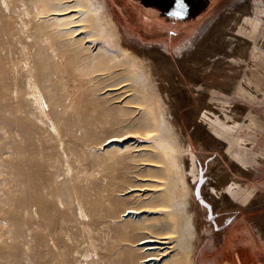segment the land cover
<instances>
[{"label":"rangeland","instance_id":"374dc122","mask_svg":"<svg viewBox=\"0 0 264 264\" xmlns=\"http://www.w3.org/2000/svg\"><path fill=\"white\" fill-rule=\"evenodd\" d=\"M5 1L0 0V264H142L134 240L151 229L175 239L180 213L163 222L152 212L150 224L135 232L126 229L121 211L171 201L172 179L173 200L188 192L195 224L184 264H264V0H254L252 10L240 5L233 14L237 0H219L194 28L174 35L139 28L120 0ZM68 5L75 8L55 14ZM246 12L259 22L252 33L244 32ZM225 14L231 18L217 29ZM73 19L81 23L72 28L92 33L102 23L108 34L91 37L127 48L131 66L115 67L104 54L91 60L90 49L74 47L72 34H63L72 23H62ZM210 31L227 41L243 37L244 43L224 52L222 40L216 45L223 52L203 51L215 39L214 33L206 39ZM29 75L40 83L45 111L33 100ZM142 86L145 92L135 91ZM162 111L174 134L160 130ZM213 111L237 123L228 129L207 120L204 112ZM123 131L131 134L132 149L101 148L107 136ZM232 176L241 182L229 190ZM131 185L143 188L127 192Z\"/></svg>","mask_w":264,"mask_h":264},{"label":"bare ground","instance_id":"6f19581e","mask_svg":"<svg viewBox=\"0 0 264 264\" xmlns=\"http://www.w3.org/2000/svg\"><path fill=\"white\" fill-rule=\"evenodd\" d=\"M4 1V0H3ZM7 1V0H6ZM5 1V2H6ZM12 1H14V0H11V2ZM28 1H30V0H28ZM68 1H70V0H68ZM35 2V1H34ZM254 2V0H237L236 2H234L233 4H232V14H233V10H238V6H242V7H245V6H247L248 7V5H249V7L250 8H248V9H250V10H252L253 8H254V5H251L252 3ZM2 3V2H1ZM10 3V2H9ZM13 3V2H12ZM12 3H11V5H12ZM16 3V2H15ZM4 4H8L7 2L6 3H4ZM31 4V3H30ZM15 5V4H14ZM33 5V4H32ZM31 5V6H32ZM7 6V5H6ZM6 6H5V8H6ZM10 6V5H9ZM8 6V7H9ZM13 6V5H12ZM16 6V5H15ZM20 6V5H19ZM77 6V5H76ZM240 6V7H241ZM2 7H4V6H2ZM14 7V6H13ZM71 7V6H70ZM70 7H69V5H68V7H63V8H60V9H58V10H55L54 12H55V14H57V15H60V14H64V13H68V12H71V10H73L74 8H75V6H74V8L72 9V7H71V9H70ZM10 8H11V6H10ZM41 8V7H40ZM87 8H89V10H91L90 12H93V14H94V16L96 17V13L98 12L94 7H93V5L91 4V3H87ZM1 9V8H0ZM13 9V8H12ZM243 9V8H242ZM14 10H15V8H14ZM14 10H12V12L14 11ZM17 10V9H16ZM35 10V9H34ZM245 10V9H244ZM3 11H4V9H3ZM7 11H9V10H7ZM38 11V10H37ZM234 11V12H235ZM239 11V10H238ZM249 11V10H248ZM5 12V11H4ZM12 12H6L7 14L9 13L10 14V16L11 15H14ZM2 13V12H1ZM15 13V12H14ZM242 13H244V12H242ZM34 14H35V12L33 13V16H34ZM93 14H92V16H93ZM239 14V13H238ZM36 15V14H35ZM39 15V13H37V18L38 17H40V16H38ZM41 15V14H40ZM14 16H16V14L14 15ZM228 16H230V15H223L220 19V27H217V29L219 28H222V26L223 25H225L224 23H225V20L227 19V17ZM9 17V16H8ZM36 17V16H35ZM68 17V16H67ZM241 17V16H240ZM2 18V17H1ZM7 18V17H6ZM229 18V17H228ZM230 18H231V16H230ZM30 19V18H29ZM28 19V20H29ZM236 19V18H235ZM238 19V18H237ZM12 20V19H11ZM38 20V19H37ZM68 20V19H67ZM67 20H63L64 22H62L63 24H69V22L70 23H72V24H70V26L67 28V30H64L63 32V34H65V32H67V33H69L70 35H71V42H74V47L76 46L75 44H79V45H81V47L82 48H84V49H87L88 51H89V49L91 50V52H92V56L90 55V57H91V60L93 59V60H95L96 61V58H97V56H101V57H103L104 55L105 56H107L108 57V59L114 64V66L116 67V66H125V63L126 64H128L129 63V61H132V59H133V55L131 54V53H129L128 51H127V48L125 49V48H116V47H114L113 45L112 46H110L109 44L111 43H108V39L107 38H104V39H100V40H94L92 37H91V35L93 36L94 34L95 35H97L96 33H98V34H101V36L103 35V36H105V35H107L108 33L106 32V29H104L103 28V24L102 23H99V24H95L93 27L95 28V29H97L98 30V32L96 31V33H92L93 32V30H91L92 32H87V30L86 29H81V28H72V26H75V25H79L81 22H78V21H80L79 19L78 20H75V19H73V20H71V21H67ZM81 20H83L82 18H81ZM239 20V19H238ZM237 20V21H238ZM31 21V20H30ZM32 21H33V19H32ZM35 21V20H34ZM227 21V20H226ZM233 21V20H232ZM231 21V22H232ZM22 22V21H21ZM29 22V21H28ZM27 22V23H28ZM98 22H100L99 20H98ZM7 23H9V22H7ZM22 23H24V22H22ZM26 23V25H30L31 24V22H29V24H27ZM35 23H37L36 21H35ZM235 23V22H234ZM237 23V22H236ZM242 23L245 25V31L244 32H246V33H252V32H254V31H256V29H257V27H258V24H259V22L258 21H256L255 19H253V15L249 12V13H247L246 12V14H244V15H242ZM25 24V23H24ZM41 24V23H40ZM227 24H228V22H227ZM231 24V23H230ZM13 25H15V24H13ZM17 25H18V22H17ZM23 25V24H22ZM32 25V24H31ZM19 26V25H18ZM35 26H36V24H35ZM42 26V25H41ZM66 26V25H65ZM83 26V25H82ZM229 26V25H228ZM236 26V25H235ZM26 27V26H25ZM28 27V26H27ZM34 27V26H33ZM39 27V26H38ZM44 27H45V25H44ZM76 27V26H75ZM78 27V26H77ZM84 27V26H83ZM87 28H88V26H86ZM242 27V26H241ZM240 27V28H241ZM244 27V26H243ZM15 28H16V26H15ZM28 28H30V27H28ZM72 28V29H71ZM216 28V27H215ZM224 28V27H223ZM226 28H229V27H226ZM22 29V28H21ZM25 29V28H24ZM37 29V28H36ZM104 29V30H103ZM233 29V28H232ZM18 30V29H17ZM9 31V30H8ZM114 31V30H113ZM215 31V30H214ZM214 31H210L209 33H208V35H207V37H206V39L208 38V36H210V35H212L213 33H214ZM225 32H226V30H224ZM23 32V31H22ZM43 32V31H42ZM46 32V31H45ZM61 32H62V30H61ZM223 32V31H222ZM1 33V32H0ZM9 33V32H8ZM11 33V32H10ZM48 33V32H47ZM46 33V34H47ZM245 34V33H244ZM10 35V34H9ZM66 35V34H65ZM8 36V35H7ZM12 36V35H11ZM44 36V35H43ZM237 36V35H236ZM67 37V36H66ZM228 37V36H227ZM109 38H110V33H109ZM112 38V37H111ZM214 38L215 39H212V41H210V42H207V43H205L204 45H203V48H202V50L203 51H205L204 49L207 47V48H212V47H215V48H218V50H223V48H220V47H218L217 45H216V42H222V40H223V42H225V44H224V48H225V50H224V52H226V51H236V49H240L238 46H240L242 43H244L243 41V37L241 38H235V40L234 41H227V40H225V38H223V34H221L220 33V31H216L215 33H214ZM229 38V37H228ZM41 39H42V37H41ZM66 39V38H65ZM37 40V39H36ZM70 40V39H69ZM43 41V40H42ZM42 41H39V42H42ZM205 40H203V42H204ZM36 42V41H35ZM65 43V42H64ZM241 43V44H240ZM246 43V42H245ZM203 44V43H202ZM42 45V44H41ZM64 45V44H63ZM243 45H245V44H243ZM37 46V45H36ZM67 46V45H66ZM70 46H73V45H70ZM79 47V46H78ZM80 47V48H81ZM68 48V47H67ZM60 49H62V48H60ZM70 49V48H69ZM73 50H74V48H72ZM96 49V50H95ZM1 50V49H0ZM72 50V51H73ZM38 51V50H37ZM45 51V50H44ZM53 51V50H52ZM69 51V50H68ZM75 51V50H74ZM238 51V50H237ZM47 52V51H46ZM130 52H132V51H130ZM223 52V51H222ZM57 53V52H56ZM41 54H43V53H41ZM100 54H104L103 56L102 55H100ZM50 55V54H49ZM54 55V54H53ZM74 55H75V52H74ZM211 55V54H210ZM52 56V55H51ZM86 56H87V54H86ZM131 57L130 58V60H128L129 58L128 57ZM134 56H136L135 54H134ZM47 57H48V55H47ZM82 57V56H81ZM107 57H105V58H107ZM84 58V57H83ZM104 58V57H103ZM85 59V58H84ZM100 59V58H99ZM102 59V58H101ZM86 60V59H85ZM87 60H88V57H87ZM91 60H90V62H91ZM127 61V62H126ZM36 62V61H35ZM133 62H134V60H133ZM132 62V63H133ZM37 63V62H36ZM128 65H130V64H128ZM33 66H34V63H33ZM112 67L111 68H113L114 66L113 65H111ZM131 66V65H130ZM114 67V68H115ZM148 67H150V66H148ZM123 68V67H122ZM128 69V68H127ZM131 69V68H130ZM116 70V69H115ZM149 70V69H148ZM111 71V70H110ZM118 71V70H117ZM33 72V71H32ZM119 72V71H118ZM121 72V71H120ZM31 73V72H30ZM36 73V72H35ZM113 73V72H112ZM32 74V73H31ZM39 74V73H38ZM114 74H115V72H114ZM41 75V74H40ZM46 75V74H45ZM30 77H31V75H29ZM35 75H32V77L29 79V81L27 82V84L29 85V88H31L30 90L33 92V94H32V96H34V98H33V100L35 99V101H37L39 104H40V108H41V110L42 111H45V104H46V101L47 100H45V98L43 97V93H42V91H41V87H40V83H39V81H37V79L34 77ZM47 77V76H46ZM138 77V75H136L135 76V78H134V82H138V83H140V79H139V77ZM137 78V79H136ZM40 79V78H39ZM127 79V78H126ZM48 81V80H47ZM57 81V80H56ZM55 81V82H56ZM50 83V82H49ZM46 87V86H45ZM51 87H53V86H51ZM119 87V86H118ZM56 88V87H55ZM114 88H116V87H114ZM54 89V88H53ZM110 89V88H109ZM112 89V88H111ZM133 89V88H132ZM135 89V91L136 90H139V91H143L144 90V92H145V87L144 86H142V88H139V87H136V88H134ZM45 90V89H44ZM55 92V91H54ZM56 92H58L57 90H56ZM61 92H63V91H61ZM31 93V92H30ZM65 93V92H64ZM140 95H143V97H144V94H142V93H140V92H138ZM61 94V93H60ZM67 94V93H66ZM134 94H136V93H134ZM63 95V94H62ZM62 95H60L61 96V98H62ZM27 96H29L28 95V93H27ZM58 96H59V93H58ZM67 96V95H66ZM136 96H138V94L136 95ZM51 97V96H50ZM60 98V97H59ZM48 99V98H47ZM52 99V98H51ZM144 99H146V98H144ZM135 100V99H134ZM138 100H141V99H138ZM22 101V100H21ZM55 101H56V99H55ZM138 103H139V101H138ZM143 103H144V106L146 105L145 103H146V101L144 102L143 101ZM36 104V103H35ZM140 104H142V103H140ZM139 104V105H140ZM220 105V104H219ZM33 106H34V103H33ZM36 106H38V105H36ZM35 106V107H36ZM52 106V105H51ZM138 106V105H137ZM11 107V106H10ZM29 107V106H28ZM46 107H48V106H46ZM140 107H143V106H140ZM18 108V107H17ZM40 108H38V109H40ZM138 108V107H137ZM146 108V107H145ZM148 108V107H147ZM147 108L145 109V111L147 110ZM213 108V107H212ZM14 109V108H13ZM23 109V108H22ZM21 109V112L23 111ZM33 109V108H32ZM31 109V110H32ZM36 109H37V107H36ZM139 109V108H138ZM142 109V108H141ZM17 110V109H16ZM46 110H47V108H46ZM218 110V109H217ZM38 111V110H37ZM135 111V110H134ZM141 111H143V110H141ZM164 111V110H163ZM162 111V113H161V115H160V112L158 113L159 115H160V118L159 119H157V121H158V126H159V128H160V130L161 131H164L165 133L166 132H170V133H172V134H174L173 133V128L171 127V122H170V120H169V118H168V116L166 117L165 115V113ZM19 112H20V110H19ZM19 113V114H23V113ZM33 112H34V110H33ZM47 112V111H46ZM45 112V113H46ZM136 112H140V111H137L136 110ZM150 112H152V111H150ZM214 112V111H213ZM220 112V111H219ZM219 112H214V113H211V112H204V114L203 115H205V117L207 118V120L209 119L210 121H215V122H217V124L218 125H221L222 127H228V129H230L231 128V126L234 124V123H237L236 121H232L231 123H229L228 121H227V114H224V112L223 113H219ZM40 113V112H39ZM41 113H43V112H41ZM147 113V112H146ZM227 113V112H226ZM47 114V113H46ZM52 114V113H51ZM57 114L63 119L64 118V116H63V114H61V112H59V110H58V112H57ZM140 114L142 115V113L140 112ZM145 114V113H144ZM144 114L142 115V116H144ZM149 114V113H148ZM147 114V115H148ZM155 113H153L152 115H154ZM229 114V113H228ZM43 115V114H42ZM47 115H49V114H47ZM146 115V114H145ZM40 116V115H39ZM44 117H45V114L43 115ZM136 116V115H135ZM155 116V115H154ZM50 117V116H49ZM133 117V116H132ZM148 118L150 117V116H147ZM147 117H145V119L147 118ZM158 118V116H155L154 118ZM6 118V117H5ZM17 118V117H16ZM26 118H27V116H26ZM28 118H29V116H28ZM31 118H33V117H31ZM136 118V117H135ZM134 118V119H135ZM147 118V119H148ZM49 119V118H48ZM138 119V118H137ZM37 120V119H36ZM152 120V122H153V118L151 119ZM55 120H53V122H54ZM118 121V120H117ZM138 121V120H137ZM142 121H144V120H142ZM145 121H147V120H145ZM144 121V122H145ZM149 121V120H148ZM36 122V121H35ZM50 122H51V120H50ZM131 122V121H130ZM151 122V121H150ZM155 122V121H154ZM33 124H35L34 122H32ZM68 123V122H67ZM117 123H122V122H120V120H119V122H117ZM208 123V122H207ZM53 124V123H52ZM133 124V123H132ZM138 124H141V121L138 123ZM206 124V123H205ZM213 124V123H212ZM232 124V125H231ZM69 125V124H68ZM147 125H148V123H147ZM149 125L151 126V123H149ZM148 125V126H149ZM54 126V124L52 125V127ZM119 126V125H118ZM144 126V125H143ZM148 126H146V127H148ZM153 126V125H152ZM154 126H155V124H154ZM213 126H214V124H213ZM52 127H51V129H52ZM59 128H60V126H59ZM141 128H142V126H141ZM157 128V127H156ZM57 129H58V126H57ZM146 129V128H145ZM59 131H60V129H58ZM147 130V129H146ZM30 131V130H29ZM117 131V130H116ZM122 131V130H121ZM132 131V130H131ZM131 131H129L130 133H131ZM152 131V130H151ZM150 130H149V132H151ZM146 132V131H145ZM147 133L146 135H149V134H151V133ZM66 134V133H65ZM155 134V133H154ZM153 134V135H154ZM160 134V133H159ZM129 135H131V134H128V132L126 131V132H124L123 131V133H114V134H112V135H109V136H107L105 139H104V141H102L101 142V144H100V146H101V148L103 149L104 148V150H106V151H109V150H112L113 148H116V147H118L119 149H122V148H131L133 145H132V142L131 141H127V138H128V136ZM162 135V134H161ZM176 136V135H175ZM154 138V137H153ZM152 138V139H153ZM149 139V138H148ZM157 140V139H156ZM166 140H167V138H166ZM159 141L161 142V143H164L165 144V139L163 138V137H160L159 138ZM160 143V144H161ZM245 144V143H244ZM167 145V144H166ZM169 145V144H168ZM144 146H146V145H144ZM161 146H163V145H161ZM147 148H148V146H146ZM150 147V146H149ZM164 147H166V146H164ZM163 147V148H164ZM143 148H145V147H143ZM147 148H145L144 150H146ZM132 149V148H131ZM140 149H141V147H140ZM160 149V148H159ZM162 149V148H161ZM169 149V148H168ZM125 150V149H124ZM145 153V152H144ZM159 155V154H158ZM160 156H162V155H160ZM166 156H169V155H165L164 157H166ZM139 157V156H138ZM156 157V156H155ZM158 157V156H157ZM141 160H142V158L141 157H139ZM145 158V157H144ZM160 158V157H159ZM162 158V157H161ZM149 159V158H148ZM151 159V158H150ZM169 159V158H168ZM146 160H147V158H146ZM152 160H155V161H157V160H159L160 161V159H151V161ZM162 160H164V162L165 161H167V160H165V159H162ZM144 161V160H143ZM147 161H149V160H147ZM146 163V162H145ZM149 164H151V163H149ZM154 164V163H153ZM152 164V165H153ZM165 164H167V163H165ZM169 165L171 166V163H169ZM154 166V165H153ZM164 166V165H163ZM170 166H168V168L170 167ZM160 167V166H159ZM166 168H167V166H165ZM156 168H158V167H156ZM174 168V167H173ZM190 168V167H189ZM161 169V168H160ZM165 168H163V172H166L167 170H164ZM180 169V168H179ZM191 169V168H190ZM170 171H171V167H170V169H169ZM193 170V169H192ZM161 171V170H160ZM161 171V172H162ZM157 172H158V170H157ZM188 172H190V171H188ZM192 172V171H191ZM110 173V172H109ZM166 173H168L169 174V172H166ZM159 174V173H158ZM173 174H174V172H173ZM172 174V175H173ZM230 174V173H229ZM166 175V174H165ZM170 175V174H169ZM181 176H182V174H180ZM158 176H160V175H158ZM161 176H162V174H161ZM227 177V176H226ZM168 178V177H167ZM177 179H175V180H178V177H176ZM182 178H183V176H182ZM229 178V177H228ZM166 179V178H165ZM184 179V178H183ZM224 179V178H223ZM168 180H169V178H168ZM215 180V179H214ZM224 182V181H223ZM229 182V181H228ZM241 181L239 180V179H236L235 177H230V183L228 184V186H226V187H228V188H226V189H229V190H233V189H236L237 187H239V183H240ZM185 183V182H184ZM166 184V183H165ZM167 185V184H166ZM175 185H176V182L172 179L171 180V182L170 183H168V186H167V188H168V191H169V194L172 196V198L174 199L175 197H176V192H175ZM183 185H185V184H183ZM187 186V185H186ZM240 186H241V184H240ZM166 187V186H165ZM220 187H222V186H220ZM143 188V186L140 188V187H138V186H133V185H131L130 186V189H128L127 190V192H130L131 190L133 191V190H137V189H142ZM187 188V187H186ZM164 190H165V188H163ZM209 189H212L213 191L214 190H216L215 188H214V186H211ZM185 190V189H184ZM187 190V189H186ZM225 190V189H224ZM239 192H241V190H238ZM167 192V191H166ZM212 192V191H211ZM224 192V191H223ZM229 192H231V191H229ZM157 193V192H156ZM188 192L186 191V193L185 194H183L180 198H179V200H177V199H175V200H171V201H169V199L167 200V201H165V202H161V204L160 205H156V203L154 204V205H150L149 203H147V204H149V205H144V204H142V205H138V206H135V205H132V206H127V207H125V209H123V211H121L122 213H121V216L124 218H122L123 220H125V222H129V223H126L125 224V227H126V229H129V230H140V229H143V228H145V227H147V224L149 223L148 221H150L151 220V217H150V214L152 213V212H154V213H160V215H159V218H160V221H163V222H165V221H167L168 220V218H169V215H173L172 217H173V221L175 220L174 219V217H175V215H178L179 213V215L181 216V221L178 223V226H177V224H176V226L178 227H176L177 229H178V236H176L175 237V239L174 238H170L169 237V235L167 234L166 235V233H161L160 231L159 232H157V231H153L152 229L151 230H149L150 231V233L149 234H146V235H143L142 237H139L138 239H136V240H134V244H132V246H134L136 249H137V251L139 252V254H140V259H139V261L142 263V264H184V261H182L183 260V258L182 257H184V256H187V255H185L187 252H185V251H190V250H192L193 249V244L192 245H189L188 244V241H187V234L189 233V235H193V233H194V231H195V224H194V220H193V217H192V215H191V213L188 211V203H189V200H188V198H187V196H188V194H187ZM217 193V192H216ZM153 194H154V192H153ZM168 194V193H167ZM223 194H225V192L223 193ZM227 194V193H226ZM133 195V194H132ZM136 195V194H135ZM162 195V194H161ZM165 195V194H164ZM218 195V194H217ZM150 196V195H149ZM152 196V195H151ZM158 196H160V195H158ZM223 196V195H222ZM230 196V195H229ZM89 197V196H88ZM162 197H163V195H162ZM165 197H167V196H165ZM225 197V196H224ZM238 197V196H237ZM144 198V197H143ZM147 198V197H146ZM157 198V197H156ZM230 199H231V197H229ZM167 199V198H166ZM165 199V200H166ZM171 199V198H170ZM228 199V198H227ZM71 200V199H70ZM157 200H158V198H157ZM164 200V199H163ZM257 200V199H256ZM260 200V199H259ZM158 201H160V200H158ZM158 201H156V202H158ZM255 201V200H254ZM262 202H263V200H261ZM151 203H152V201H151ZM253 203V202H252ZM82 204V203H81ZM255 204V203H254ZM258 205V204H257ZM82 207V206H81ZM13 208H15V207H13ZM99 208V207H98ZM113 209V208H112ZM14 210V212L16 211L15 209H13ZM12 210V211H13ZM85 210V209H84ZM107 211V210H106ZM96 212V211H95ZM98 212V211H97ZM83 215V214H82ZM113 216V215H112ZM125 216V217H124ZM177 217V216H176ZM175 217V218H176ZM121 219V218H120ZM153 219H155L154 217H153ZM169 219H171V218H169ZM156 220V219H155ZM158 220V219H157ZM172 221V220H171ZM148 222V223H147ZM171 223V222H170ZM175 223V222H174ZM150 224V223H149ZM174 226H175V224H174ZM172 227H173V225H172ZM149 228V227H148ZM147 229V228H146ZM154 229V228H153ZM147 231V230H146ZM153 231V232H152ZM136 232V231H135ZM142 232H143V230H142ZM132 233H134V232H132ZM147 233V232H146ZM196 233V232H195ZM136 235V234H135ZM140 235V234H139ZM192 237V236H191ZM170 238V239H169ZM131 241H132V239H131ZM131 241L129 242L130 244H131ZM127 242V241H126ZM170 258H172V259H170ZM182 258V259H181ZM185 258V257H184ZM138 259V258H137ZM184 260H186V258L184 259ZM130 261H132V260H130Z\"/></svg>","mask_w":264,"mask_h":264},{"label":"crops","instance_id":"0c3cea01","mask_svg":"<svg viewBox=\"0 0 264 264\" xmlns=\"http://www.w3.org/2000/svg\"><path fill=\"white\" fill-rule=\"evenodd\" d=\"M219 0H183L184 7L177 9L176 0H120L129 20L150 33L178 34L191 30L202 15L215 8ZM179 15H170L173 11Z\"/></svg>","mask_w":264,"mask_h":264},{"label":"snow or ice","instance_id":"6c2138e0","mask_svg":"<svg viewBox=\"0 0 264 264\" xmlns=\"http://www.w3.org/2000/svg\"><path fill=\"white\" fill-rule=\"evenodd\" d=\"M176 7H177V9H182L184 7L183 0H176ZM169 14L170 15H179L180 12L177 10V11H173Z\"/></svg>","mask_w":264,"mask_h":264}]
</instances>
